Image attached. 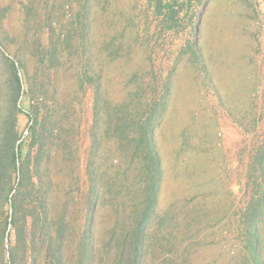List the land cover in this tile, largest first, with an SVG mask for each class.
Returning <instances> with one entry per match:
<instances>
[{
  "label": "rangeland",
  "instance_id": "374dc122",
  "mask_svg": "<svg viewBox=\"0 0 264 264\" xmlns=\"http://www.w3.org/2000/svg\"><path fill=\"white\" fill-rule=\"evenodd\" d=\"M158 1L0 0V46L26 62L39 95L31 103L53 134L43 152L41 141L24 148L31 176L42 152L47 221L64 215L63 256L77 264L99 88L103 106L140 101L144 118L148 105L163 103L155 129L163 172L158 213L168 221L155 224L159 240L147 264H264L262 2L161 0L178 12L171 21ZM19 132L30 135L24 115ZM26 186L21 241L13 229L7 251L14 250L15 264H51L54 250L47 253L48 237L30 216L39 207L38 178ZM5 216L0 211V224ZM256 216L260 263L247 246ZM100 218L109 230V212Z\"/></svg>",
  "mask_w": 264,
  "mask_h": 264
},
{
  "label": "trees",
  "instance_id": "16d2710c",
  "mask_svg": "<svg viewBox=\"0 0 264 264\" xmlns=\"http://www.w3.org/2000/svg\"><path fill=\"white\" fill-rule=\"evenodd\" d=\"M193 1L202 2L185 0L190 5ZM157 10L160 14L166 11L171 21L178 15L173 5H164L161 0L157 3ZM26 68L22 57L10 56L0 46V211L4 215L6 211L0 224V264H15L14 250L11 248L9 254L7 251V239L15 229L21 241L23 230L19 225L26 217H19L22 208L19 207L29 195L26 183L32 182L34 175L38 178L36 199L39 207L31 212L33 225L48 237L45 249L47 253L54 250L51 264H67L63 256L65 217L58 218L53 225L47 221L46 183L39 168L43 146L53 134L47 132L44 118L40 120L39 108L31 103L39 95L28 80ZM27 97L30 103L25 106ZM140 106V101L133 108L103 106L101 92L95 88L92 150L88 165V217L80 238L77 264H147L152 248L159 240L155 224L159 226L168 221L158 213L163 172L155 129L161 113L159 106L163 103L148 105L146 114L149 116L146 118L139 110ZM20 115L28 118V137L19 132ZM40 125L42 133L38 130ZM39 141L42 152L36 158L35 172L31 176L29 155L24 153V148L27 145L33 147ZM110 143L116 146L115 150H109ZM103 211L109 212L112 221L111 228L105 232L100 226ZM259 220L256 216L250 222L251 234L247 240V246L258 263ZM53 227L55 234L51 232Z\"/></svg>",
  "mask_w": 264,
  "mask_h": 264
},
{
  "label": "crops",
  "instance_id": "0c3cea01",
  "mask_svg": "<svg viewBox=\"0 0 264 264\" xmlns=\"http://www.w3.org/2000/svg\"><path fill=\"white\" fill-rule=\"evenodd\" d=\"M261 2H262V7L264 8V0H261Z\"/></svg>",
  "mask_w": 264,
  "mask_h": 264
}]
</instances>
